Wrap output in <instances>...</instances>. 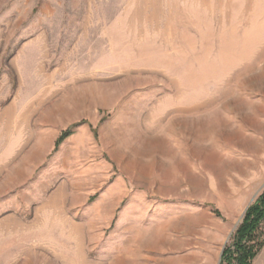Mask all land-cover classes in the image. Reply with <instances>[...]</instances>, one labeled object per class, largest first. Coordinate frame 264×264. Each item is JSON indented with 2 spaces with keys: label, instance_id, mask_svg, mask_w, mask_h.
<instances>
[{
  "label": "rangeland",
  "instance_id": "1",
  "mask_svg": "<svg viewBox=\"0 0 264 264\" xmlns=\"http://www.w3.org/2000/svg\"><path fill=\"white\" fill-rule=\"evenodd\" d=\"M263 191L264 0H0V264H227Z\"/></svg>",
  "mask_w": 264,
  "mask_h": 264
},
{
  "label": "trees",
  "instance_id": "2",
  "mask_svg": "<svg viewBox=\"0 0 264 264\" xmlns=\"http://www.w3.org/2000/svg\"><path fill=\"white\" fill-rule=\"evenodd\" d=\"M263 222L264 191L247 209L243 221L236 232L234 249L226 248L223 252L222 260L227 261V264H251L262 245L256 242V236Z\"/></svg>",
  "mask_w": 264,
  "mask_h": 264
},
{
  "label": "crops",
  "instance_id": "3",
  "mask_svg": "<svg viewBox=\"0 0 264 264\" xmlns=\"http://www.w3.org/2000/svg\"><path fill=\"white\" fill-rule=\"evenodd\" d=\"M136 258H137V259H136ZM135 259H136V260H135ZM133 260H134V262H135L136 264H141V263L143 264V262L140 263L141 258H140L139 256H135V258H134ZM143 261H144V260H143ZM188 261H189L188 263L191 264L190 260H188ZM163 262H164V264H174L172 261H168V260H166V261L164 260ZM177 264H178V263H177Z\"/></svg>",
  "mask_w": 264,
  "mask_h": 264
}]
</instances>
